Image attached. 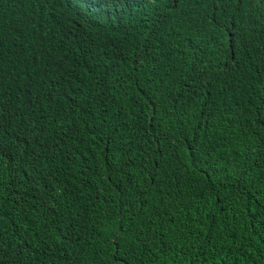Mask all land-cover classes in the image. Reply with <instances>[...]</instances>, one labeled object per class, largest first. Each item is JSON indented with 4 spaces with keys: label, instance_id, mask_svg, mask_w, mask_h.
I'll use <instances>...</instances> for the list:
<instances>
[{
    "label": "trees",
    "instance_id": "1",
    "mask_svg": "<svg viewBox=\"0 0 264 264\" xmlns=\"http://www.w3.org/2000/svg\"><path fill=\"white\" fill-rule=\"evenodd\" d=\"M92 18L84 59L59 10L14 62L28 138H0V264H264V0Z\"/></svg>",
    "mask_w": 264,
    "mask_h": 264
},
{
    "label": "clouds",
    "instance_id": "2",
    "mask_svg": "<svg viewBox=\"0 0 264 264\" xmlns=\"http://www.w3.org/2000/svg\"><path fill=\"white\" fill-rule=\"evenodd\" d=\"M148 0H0V14L8 12L16 16L18 34L14 39H10L7 35L0 37V66L7 70L8 91L7 100L0 99V138L8 135V141L13 147L20 146L27 140L25 132L12 133V128L25 115L17 112L15 102L17 98L25 92H14L10 83L15 72V61L18 58L32 61L30 56L31 43L25 42L29 36H33L40 32V17L52 14L59 10H67L73 13V29L83 33L81 39L73 42V49L77 51L80 60L84 59L90 52V41L100 34L97 30L89 31L93 15H103L107 9L113 5L116 9H122L127 15L136 16L142 13L146 7ZM154 2L156 0H150ZM173 5L180 4L181 0H171ZM197 13L192 16L194 22H203L205 19V10L201 3ZM156 21V20H155ZM120 22V21H119ZM123 29L127 28V24L121 21ZM108 47L114 51L121 48L120 42L109 38Z\"/></svg>",
    "mask_w": 264,
    "mask_h": 264
}]
</instances>
